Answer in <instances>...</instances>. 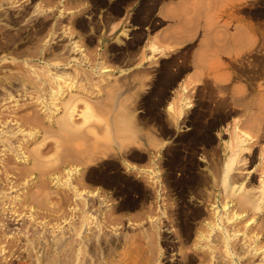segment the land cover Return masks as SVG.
I'll return each instance as SVG.
<instances>
[{
  "label": "rangeland",
  "instance_id": "rangeland-1",
  "mask_svg": "<svg viewBox=\"0 0 264 264\" xmlns=\"http://www.w3.org/2000/svg\"><path fill=\"white\" fill-rule=\"evenodd\" d=\"M143 1L113 0L109 11H121L124 7L129 11L126 20L120 26L123 28L117 34L116 31L110 35L114 41L112 44L103 43L102 50H98L97 47L98 53H90L84 40V33L80 31V28L85 26V20L81 14V0H38L37 2L41 3L36 7L33 6L23 23L24 26H30V21L34 18L38 19L37 57L35 58L34 49H31V45H29V39L27 49L22 54L0 55V74L5 76H0V87L3 90L10 89V91L0 90V264H22L24 261V264H35L32 255L30 258L28 251L24 250L28 246V242L23 238L22 240L16 238L13 234L14 231L20 229L21 225L27 226L32 231L39 230L37 236H54L57 239L64 237L63 235L68 236L70 221H74L77 227L80 226L82 220L81 202L77 203L78 210H76L75 216L73 218L70 216L69 206L71 202L73 204L74 202L72 193L66 186L68 168L76 169L77 166L78 172L80 170L81 173L84 172V184L76 180L77 175L72 177V183L76 185L77 189L87 193L85 191L92 188L93 191H98L101 194L99 195L106 199L100 206V208L102 207L100 211L95 210L98 206L96 200L93 202L94 208L90 209L100 218L99 248L102 250V259L96 257L95 251L98 244L95 243L94 246V242H96L94 235L98 229L94 228L92 220L87 223L88 233L86 235L89 239L87 238V243L83 246L87 257L96 264L100 262V264H201L196 257L192 256L193 250L197 246L195 245L194 229L198 225L196 221L201 219L196 215L197 212L202 210L206 204L210 205L209 198L212 196L210 203L216 201L221 206V203L227 200L231 205H234L233 207H236L235 203H237V208L239 207L237 196H235L236 199L232 193H229L228 196L221 181L218 182L221 163H224V159L235 155V163L231 170L233 174H236V179L234 178L235 181L230 182L232 186L239 185L238 181L256 186L258 178L264 175L262 173L264 172V150H262L264 149V62L260 64L263 70L262 75L256 76L255 81L252 80L254 77L249 78L244 73V70L256 65L253 62L255 57L259 56L264 60V22L256 21L260 17H264V12L263 15L251 12L254 9H264V0H231L232 15L225 23L230 28L229 32H233V34L239 29L238 26L242 27L240 31H243V36L239 40H234V43L242 48L239 54L241 57L239 55L230 57L229 53H225L229 61H224L222 64H192L194 73L187 77L191 78V85H188L186 96L191 97L193 106L184 114V119H178V121L173 119L174 122L168 118L165 107L170 101V95H173L171 96L172 100L181 83L178 86L175 84L177 82L175 80L167 83L164 73L158 68L157 56L170 55L169 60L171 61L179 59V57L186 59L191 45L180 48L168 45V47H164L159 44L156 36L150 37L153 40L148 44H143L138 31L143 24H146L149 14L148 8L144 10L141 7ZM147 1L145 2L148 7ZM240 2L244 3V10H233V5ZM138 3H141L140 7H137ZM155 3L157 0L150 2L152 17L147 25H151V29H155L159 23L158 14L153 15ZM204 19L206 24L214 29L215 45L218 49L216 52L220 55L224 54L218 47L221 44L218 38L223 30L224 18L215 15L206 16ZM202 20L203 18L200 17L201 22H203ZM123 30H126V34L122 33ZM102 32L103 30H101ZM245 33L248 35V40L244 36ZM250 39L251 41H249ZM72 41L79 43L82 49L72 51L71 44L69 45ZM203 43L202 41L201 44ZM150 44L155 45V51L150 50ZM205 46L202 45L200 48L205 49ZM109 48L110 51L114 50L118 56L136 55V61L139 59L137 62L148 60L146 63L151 65L147 67L149 71L145 72L148 73V77H146L144 85L139 87V92L130 94L128 92L127 87L132 86L135 80L130 84L126 79L122 82L113 77L111 66L106 63ZM204 49H201L199 54H202ZM80 53L83 54L80 55ZM84 54L86 56H83ZM193 54L196 53L192 52ZM72 58H77L79 62L82 61V68L85 71L88 69L91 71L88 70L86 73L79 71L78 73L77 66H73V62L66 64ZM219 59L222 61V58ZM45 63H49L54 68L51 69L54 72L62 71L64 66L65 73H69L61 83L65 90L64 95H51L52 89H55L56 86L49 75L50 72L44 67ZM55 63H59L60 67H54ZM102 66L108 69V73L103 76L98 70V72L93 70L102 68ZM198 72L199 74L201 72V78L206 84L194 82L198 78L196 77ZM213 75L219 78L221 76L224 78L226 75L229 77L223 80H226L225 83L228 84L225 93L222 89L216 91L210 87L209 82ZM176 80H178L177 75ZM192 80L194 81L192 82ZM166 83L170 86L165 90L163 86ZM172 88H176V90L171 93ZM68 91L75 93L71 106L76 107V114H74L77 122L80 121V116L77 114L85 110L86 103L92 109L93 115L89 122L76 130H72L68 123H56V118L64 117L66 108L71 103L70 100L66 101ZM7 92H11L12 95L9 99L6 95ZM238 95L245 96L243 100L239 99L243 104L239 100L237 101ZM223 97L228 102H230L229 99L236 102L232 105V108L235 107L233 108L235 112H231V116L223 117L222 115L223 110L229 107L221 104L220 100ZM144 107L145 110H142ZM125 109L135 110L136 124L140 128L138 133L133 134V130L125 123ZM120 111L122 112L120 113ZM242 122L245 123L244 127L241 125ZM107 124L110 125L109 128ZM149 125L153 131L155 130V135L164 147L155 148L149 145L147 138L150 130ZM232 125L233 127L238 125L243 133L249 134L247 137L252 138H248L252 143L246 145L245 153H238L235 148L227 149L225 152L222 147L224 142L231 140ZM3 131H6V134H1ZM217 131L218 136L215 134ZM128 142L130 145L126 146L129 149L126 154L121 155V148L125 146V143L129 144ZM13 145H16L15 147L18 149L16 153L13 151L17 155L12 153ZM21 153L25 157H22ZM150 157L154 160L157 159L158 163L155 168L161 172L160 181L163 183L164 190L160 189L155 192V187L153 188L147 183L146 173L149 169ZM147 161V167L138 168V166L145 165ZM129 167L134 169L130 170ZM208 169H210L209 173ZM214 169L215 171H213ZM218 170L220 171L218 172ZM216 172H218L219 179L215 176ZM212 178L214 181L210 183ZM85 186H88V189ZM168 204L174 205L176 209L173 225L166 224V221L162 219V210ZM247 205L244 204V207ZM237 208L235 211L240 210L237 213H245L247 219L255 217L258 222L260 221L258 223L260 228L258 225L255 226L257 229L254 227L249 233L250 235L253 232L255 234L264 233L263 227L261 228L264 216L261 219L259 214L253 215L250 210L241 212V209ZM150 217L158 218V221H161L158 231L151 227ZM3 221L9 224L8 228L5 226L1 228ZM187 225L191 227L190 232H188ZM9 231L12 233H8ZM262 235L264 238V234ZM111 236L115 237L112 243H110ZM263 238L260 239L262 244ZM108 241L109 243H107ZM200 244L198 245L201 246ZM216 244L219 245L218 240ZM3 247L7 251H2ZM64 248L66 249V247L61 249L64 250ZM58 249V255L66 252L64 250L65 252L62 253ZM217 250L211 251L209 255L199 250V252L194 251V254H199L202 259L205 258L203 261H208V263L210 259H214L218 261L216 264H228V261L223 258L221 249ZM6 253L9 254V257ZM11 253L13 256H17L11 257ZM55 253L49 254L42 264H55V257H58ZM124 253L125 258L121 259ZM185 254L186 256H184ZM241 259L243 260L244 256ZM256 259L258 258L246 259L240 264H255Z\"/></svg>",
  "mask_w": 264,
  "mask_h": 264
},
{
  "label": "bare ground",
  "instance_id": "bare-ground-1",
  "mask_svg": "<svg viewBox=\"0 0 264 264\" xmlns=\"http://www.w3.org/2000/svg\"><path fill=\"white\" fill-rule=\"evenodd\" d=\"M128 6V5H127ZM224 31V30H223ZM227 31V29H226ZM239 31V29L237 30ZM240 32V31H239ZM238 32V33H239ZM65 33V31H64ZM123 34H126V30H123L122 31ZM68 34V33H67ZM66 34V35H67ZM223 34V33H222ZM237 35V33H235ZM228 35V34H227ZM226 36V35H224ZM234 36V34H233ZM241 36V35H240ZM247 36V35H246ZM235 37H238V36H235ZM222 38V37H221ZM224 38V37H223ZM227 38V37H225ZM222 39H220L221 41ZM231 40V39H230ZM251 41V39L249 40ZM253 42V40H252ZM155 43V42H154ZM234 44V40L232 42ZM71 44V45H70ZM69 46L70 49L72 51H78V50H81L82 47L79 45V43H76V42H73L72 43H69ZM236 45V44H235ZM36 47V46H35ZM150 50L153 52L156 50V47L154 44H150ZM231 48V47H230ZM231 50V49H230ZM221 51V50H220ZM242 51V48L241 46H237V48L233 47V51L231 53H229L230 57L232 56H238L240 54V52ZM70 52V51H69ZM82 52V51H81ZM224 52V51H223ZM84 53V52H83ZM82 53V54H83ZM80 53V55H82ZM218 55V54H217ZM83 56H86L85 54ZM240 56V55H239ZM219 57L218 56V59L216 60V63L215 64H222V62L219 60ZM241 57V56H240ZM79 58V57H78ZM80 58L82 59V57L80 56ZM79 58V60H80ZM85 58V57H84ZM236 58V57H235ZM86 59V58H85ZM83 60V59H82ZM88 61V60H87ZM69 62H73V66H77V71L79 73V71L81 72H84L86 73L87 71H85V69L82 68V61H78L77 58H72L70 61H67L66 64H69ZM221 62V63H220ZM64 63V62H63ZM86 63V62H84ZM83 63V64H84ZM46 65L44 67H46L48 69V72L49 75L51 76V78L53 79L54 81V84H55V89H52L51 91V95H54V94H58V95H64L65 94V90H63V86L61 83H63L64 79H66L68 76L67 73H65V67L63 66V70L58 72L54 70L52 71L51 69L53 67H51V65L49 63H45ZM65 64V63H64ZM65 66H68V65H65ZM71 66V65H70ZM54 67H60V64L59 63H55L54 64ZM68 68V67H67ZM72 68V67H71ZM85 68V67H84ZM186 68V65H181L180 66V71H184ZM217 68V67H215ZM214 68V69H215ZM54 69V68H53ZM83 69V70H82ZM28 70V69H27ZM56 70H58L56 68ZM95 70V72L98 70L99 73L101 74V76L105 75V73H108V69L104 66H102V68H97V69H93ZM200 70V69H199ZM52 71V72H51ZM91 71V70H89ZM97 71V72H98ZM138 72V71H137ZM216 72V71H215ZM37 73V72H36ZM89 74V73H88ZM96 74V73H94ZM138 74V73H137ZM141 74V72L139 73ZM143 74V73H142ZM147 74V73H146ZM86 75V74H85ZM148 75V74H147ZM146 75V76H147ZM200 77H199V76ZM100 76V77H101ZM145 75H142L141 77H143ZM145 76V77H146ZM184 76V74H183ZM210 76V75H209ZM144 77V79H145ZM196 77H198L195 81L192 80V82H197V83H201L203 85V83H205L203 81V79L201 78V72L199 74L196 75ZM218 76L216 75H213L211 77V81L209 82V85L211 88L213 89H216V91L219 89H222L224 90L223 92L225 93V90L227 89L228 87V84H226V80L223 81L224 79H228L229 77L226 75L224 78H217ZM6 79V78H5ZM103 79V77H102ZM107 79V78H106ZM138 79V78H137ZM194 79V78H193ZM104 80V79H103ZM135 82H136V79L134 78ZM139 80V79H138ZM142 80V79H140ZM139 80V81H140ZM190 80V81H189ZM106 81V80H105ZM120 81V80H119ZM138 81V82H139ZM186 82L184 83H181V85H179V88L177 89V92L175 94L174 97H172V100H171V97H170V101H168L165 109H166V114L168 116V118L171 120L173 119H176L178 121V119H184V114L187 113V110H189L192 106H193V102L191 100V97H187L186 93L188 91V85L190 84L191 82V78L190 79H186L184 80ZM108 82V81H107ZM105 82V83H107ZM123 82V81H122ZM121 82V83H122ZM131 82V81H130ZM112 83V82H111ZM110 83V84H111ZM206 84V83H205ZM140 87L142 85H144L141 81L139 83ZM191 85V84H190ZM104 86V85H103ZM69 87V86H68ZM71 87V86H70ZM130 89V88H129ZM193 89V88H192ZM230 89V87H229ZM241 89H243V87H241ZM221 90V91H222ZM83 92V90H82ZM68 95V98L66 101H71V103L69 104V106L66 108V111H65V115L64 117L61 116L59 118H56V123H61V124H70V126L72 127V130H76V128H81L82 126H84L86 123L89 122V119H91V116L93 115L92 114V109L90 107V105L88 103L85 104V110H83L82 112L78 113L77 115L80 116L79 119L80 121H76L77 119L75 118V114H76V107L75 106H71L72 104V100L75 98V93H72V91H68L66 93ZM6 95L8 96V99L12 97L11 95V92H7ZM246 95V94H245ZM173 96V95H172ZM229 96V95H228ZM239 96V95H238ZM245 97V96H244ZM244 97H237V101L241 98L243 100ZM5 99V98H4ZM235 99V98H234ZM230 102H228L226 100V98L223 97V99L220 100L221 104L222 105H227L229 106L228 108H225L223 110V117L227 116V115H230L231 116V112H235V110H233V107L232 108V105L235 104L234 103V100L232 101L231 99H229ZM64 101V100H63ZM99 101V100H98ZM87 102H88V99H87ZM167 102V100H166ZM165 102V103H166ZM230 104H228V103ZM239 102L241 103V101L239 100ZM244 102V101H243ZM61 103V102H60ZM90 103V102H89ZM232 103V104H231ZM243 104V103H241ZM245 105V104H244ZM132 107V106H131ZM246 107V106H245ZM244 107V108H245ZM133 108L134 105H133ZM242 110V109H241ZM122 111H120L121 113ZM75 113V114H74ZM124 113V112H123ZM1 114V113H0ZM124 121L125 123H127V126L130 127L132 130H133V134H135L137 131H139L140 128L137 127L138 124L137 123V118H136V113H135V110L134 109H125V113H124ZM235 116V115H234ZM233 116V117H234ZM176 117V118H175ZM179 117V118H178ZM232 117V119H233ZM113 120L114 117H112ZM167 118V119H168ZM76 119V120H75ZM168 119V121H169ZM231 120V119H230ZM235 120V119H234ZM233 120V121H234ZM31 121V120H30ZM76 121V122H75ZM176 121V122H177ZM34 122V121H33ZM174 122V120H173ZM180 123V122H179ZM178 123V124H179ZM37 124V123H35ZM174 124V123H172ZM239 124V123H238ZM245 123L242 122V127H244ZM240 125V124H239ZM240 125V126H241ZM140 126V125H139ZM107 127L109 128L110 125L107 124ZM116 127V125H115ZM225 127V126H224ZM233 127V125H232ZM231 127V128H232ZM178 128V127H177ZM179 128H180V125H179ZM116 129V128H115ZM149 130V129H148ZM244 130V129H243ZM247 130V129H246ZM2 131V130H1ZM115 131V130H114ZM155 131V130H154ZM152 127L150 128V130L148 131L149 134H148V140H149V145L151 147H164L163 146V143H161L160 139H158V137L155 135ZM224 131V130H223ZM232 132L230 133L231 134V140L230 142H224L222 147H224V150L225 152H227V149L229 150H233L234 148L236 149V152L238 153H242L246 152L247 150V146H248V143H252V142H249V139H252L250 137H247L248 135H246V133L242 132L240 127L237 125H235L233 127V129L231 130ZM245 131V130H244ZM146 131V133H148ZM6 134V131H3L1 132V134ZM82 133V132H81ZM138 133V132H137ZM145 133V134H146ZM217 134H219L217 132ZM116 135V134H115ZM147 135V134H146ZM218 136V135H217ZM137 137V136H136ZM249 138V139H248ZM92 139V138H91ZM137 139V138H136ZM12 142V141H11ZM105 142V141H104ZM127 142V141H126ZM160 142V143H159ZM107 143V142H106ZM129 143V142H128ZM103 145V143H102ZM125 145V146H124ZM122 144V147L121 148V155H124L126 154L127 150L129 149L128 146L126 145H130L125 143V144ZM247 145V146H246ZM250 145V144H249ZM16 146V145H15ZM13 149L12 147V153H14L13 151H16L18 152V149L15 147ZM19 146V145H18ZM17 146V147H18ZM107 146V145H106ZM109 146V145H108ZM107 146V147H108ZM110 147V146H109ZM128 147V148H127ZM10 148V147H9ZM111 148V147H110ZM226 148V149H225ZM154 149V148H153ZM7 150V149H6ZM120 150V149H119ZM159 150V149H158ZM264 150V149H262ZM22 152V151H21ZM46 152V151H45ZM149 152V151H148ZM244 152V153H245ZM264 152V151H263ZM14 153V154H15ZM23 153V152H22ZM22 153L20 155H22ZM10 154V153H9ZM226 154V153H225ZM229 154V153H228ZM17 155V154H15ZM148 156H151V155H148ZM213 156V155H212ZM20 157V156H19ZM22 157H25L22 155ZM125 158V157H124ZM202 160L205 161L204 158L201 157ZM18 160V158H17ZM25 161V159H23ZM222 160V159H221ZM19 161V160H18ZM22 161V162H24ZM156 160H154V158H151L150 157V165L148 166V171L146 173V177H147V183L151 186V187H155L154 191L157 192L159 191L160 189L161 190H164V186H163V183L162 181H160V176H161V172L156 169V164L158 162H156ZM213 161V160H212ZM223 161V160H222ZM21 162V161H20ZM206 162V161H205ZM221 163V162H220ZM235 163V155L234 156H231L229 157L228 159H224V163L222 162L221 163V173L219 174L220 175V180H216L218 182L221 181V184H222V187L224 189L225 192L228 193V196H229V193H232L234 194V198L236 199L235 196H237V200H239L238 202V208H237V203L236 204V207H233L234 205L230 204L229 201L226 200V202H222L221 206L218 205V203L215 202H211V198L210 199V202L208 204V202H206L205 204L208 205V206H204L202 208V210L198 211L197 212V216L198 217H201V221H196L198 223V225H196L195 229H194V238L196 239V243L195 245H197L194 250H193V255L194 257H196L199 261V263L201 264H216L218 263V261H215L214 259H210L209 260V263L208 261H203L204 259H202V257L199 255V254H194V251H204L206 254L208 253V255L210 254V252H215L218 251L217 249H221V252H223V258L226 259L228 262V264H240L241 262L243 263L244 260H251L252 258L254 259V257L258 258L256 259V263L255 264H264V242L262 244V242L260 243V239L261 237L263 238V235L261 236V234H264L263 232L261 234H258V233H252V235H250L249 233L251 232L252 229H254V227L258 225V220L255 219V217H252V218H249L247 219V215H245V213H237L239 211H235V208L237 209H241V212H245L246 210H250L251 213H253V215H261V219L263 218L262 216H264V175L263 176H260L258 178V183L256 184V186H250V184L248 185L247 182H245L244 184V181H238L239 182V185L237 186H232L230 185V182H233L235 181L234 178L236 176V174H233L232 173V167H233V164ZM244 163V162H243ZM127 164L129 165V163L127 162ZM215 165V164H214ZM126 166V165H125ZM220 166V165H219ZM30 167V166H29ZM1 168V167H0ZM130 168V167H129ZM214 168V166H213ZM212 168V169H213ZM215 168H217V166H215ZM219 168V167H218ZM24 169V168H23ZM26 169H29V168H26ZM76 169H77V166H76ZM76 169L74 168H68V170L66 171L67 173V179H66V186H68L69 190L71 191L72 193V199H73V202L74 204L71 202L70 204V216L71 218H73L75 216V213H76V210H78L77 206L79 202L82 203V207H81V215H82V220H81V224L80 226H76L74 221H70L69 223H71L70 225V232L68 234L67 237H65V235H63L64 237L60 238V239H57L55 238L54 236L52 237H46L45 235H41V236H37L36 234L39 232L38 231H32L30 228H27V226L25 225H21L20 229H18V231H14L13 234L16 238L22 240L25 239V241H27V247L24 248V250L28 251V256H30L31 258V255L33 257V261L35 262V264H42V262H44L46 259H47V256H49V254H52L53 252L55 254L58 255V252H57V249L58 248H63V247H66V249L64 248V250H66V252L63 250V249H58V251H62L65 252L61 255H58V257L54 255L55 257V264H84V263H88V264H93L95 262H91V259H89L86 255V252L84 251L83 249V246L84 244L87 243V240L89 239L88 236L86 235L87 232V223H89L90 220H92L94 223L93 226L94 228L96 227L98 229V231L95 233L94 237H95V240L96 242H94V246H95V243H97V247H96V253H97V256L99 259H102L101 257V249L99 248V244H100V238H101V234H100V218L97 217L96 213H92V208H94L93 206V202L96 200L97 202V208L95 209L96 211H100V206H102L103 202L106 200L105 198H102L100 195V193H98V191H92L90 192L89 191H85L87 193H84L83 190H79L77 189L76 185L74 183H72V177L77 175L76 177V180L78 181H81L82 184H84L83 182H85V176H84V172H78ZM78 169H79V166H78ZM134 168H130V170H132ZM36 170V168H35ZM208 173L210 172V169H208ZM263 170V169H261ZM207 171V170H206ZM215 171V169L213 170ZM220 170H218L219 172ZM16 172V171H15ZM141 172V171H140ZM218 172H216L214 175L216 177H218ZM19 173V172H18ZM138 173V171H137ZM213 173V172H212ZM264 173V172H262ZM16 174V173H15ZM20 174V173H19ZM261 174V173H260ZM17 175V174H16ZM211 177V175H210ZM215 177V178H216ZM207 178V177H206ZM214 178V179H215ZM217 179V178H216ZM219 179V177H218ZM236 179V178H235ZM208 180V179H207ZM214 181L213 178L212 180L210 181V183ZM214 184V183H213ZM219 185V184H218ZM84 186V185H83ZM250 186V187H248ZM86 188L88 186H85ZM79 188V187H78ZM205 188V187H204ZM88 189V188H87ZM207 189V188H206ZM210 189V187H209ZM205 191V190H203ZM223 191V190H222ZM162 192V191H161ZM202 192V191H201ZM210 192V191H209ZM163 193V192H162ZM168 193V192H167ZM221 193V191H220ZM100 194V195H99ZM158 194V193H157ZM160 194V193H159ZM208 194V193H207ZM223 194V193H222ZM214 195V194H213ZM156 195L154 194V197ZM167 196V195H166ZM174 196V195H173ZM206 196V195H204ZM209 196V194H208ZM217 196V195H216ZM222 196V195H221ZM71 197V196H70ZM160 197H161V194H160ZM207 197V196H206ZM219 198V197H218ZM216 198V199H218ZM222 199V197H220ZM226 198V197H225ZM215 199V197H214ZM61 200V199H60ZM208 200V199H207ZM229 200V199H228ZM220 201V200H219ZM200 203H202L201 201H199ZM232 203V202H231ZM263 203V204H262ZM244 204H249L247 206L244 207ZM95 205V204H94ZM263 205V206H262ZM151 206V205H150ZM203 206V205H202ZM60 208V207H59ZM248 208V209H247ZM155 210V209H154ZM175 206L174 205H169L167 207L164 208V210H162V214H163V220L166 221V224H172L175 222V217H174V214H176V211H175ZM19 212V211H18ZM262 212V213H261ZM68 215V213H67ZM252 215V216H253ZM154 216V214H153ZM250 216V215H249ZM18 217V216H17ZM251 217V216H250ZM260 217V216H259ZM159 219L158 218H154V217H150L149 218V223L151 225V227L155 230V231H158L160 229V225L161 224V221H158ZM264 220V219H263ZM262 220V221H263ZM5 221V220H4ZM4 221L1 223V228L2 226H5L6 228L9 227V224L8 223H4ZM34 221V220H33ZM66 221V220H65ZM69 221V220H68ZM194 221V220H193ZM192 221V222H193ZM261 221V228L263 227V230H264V222L262 223ZM91 225V224H89ZM43 227V226H42ZM187 229H188V232H190V229L191 227L189 225L186 226ZM255 227V228H256ZM259 227V225H258ZM91 228V227H89ZM102 228V227H101ZM260 228V227H259ZM258 228V229H259ZM40 229V228H39ZM257 229V228H256ZM86 230V232H85ZM90 230V229H89ZM167 230V229H166ZM261 229V231H263ZM178 232V231H177ZM175 232V233H177ZM8 233H12V231H9ZM53 233V232H52ZM59 233V232H58ZM151 233V232H150ZM158 233V232H157ZM168 233V232H167ZM90 234V233H89ZM51 235V234H50ZM53 235V234H52ZM153 235V234H152ZM9 236V235H8ZM18 236V237H17ZM154 236V235H153ZM14 237V238H15ZM88 238V239H87ZM152 238V237H151ZM115 239L114 236H111V239H110V243L113 242V240ZM194 240V239H193ZM218 240V244H216V241ZM264 240V238H263ZM261 240V241H263ZM109 243V241L107 242ZM201 243V244H200ZM16 244V243H15ZM198 244H200L201 246H199ZM7 246H12V245H7ZM5 246V247H7ZM41 246V247H40ZM220 246V247H219ZM19 247V246H18ZM14 248V247H13ZM12 248V249H13ZM36 248H38V250H36ZM42 248V249H41ZM57 248V249H56ZM171 248V247H170ZM56 249V251H55ZM204 249V250H203ZM3 250H6V248H2V251ZM95 250V249H93ZM7 251V250H6ZM26 251H25V254H26ZM192 251V250H191ZM198 251V252H199ZM9 252V251H8ZM11 252V251H10ZM13 252V250H12ZM17 252V251H16ZM15 252V253H16ZM40 252V253H39ZM94 252V253H95ZM14 253V252H13ZM13 253H11V257L13 256ZM61 253V252H60ZM92 254V256L94 257V255L96 254ZM5 254V252H4ZM9 257V254L6 253ZM19 254V253H18ZM99 254V255H98ZM17 255L13 256V257H16ZM46 256V257H45ZM125 253L122 254L121 256V259L125 258ZM186 256V254L184 255ZM242 256H244V259L242 260ZM53 257V258H54ZM26 258L29 259L28 261H30V258L27 257L26 255ZM49 258V257H48ZM97 258V259H98ZM213 258V257H211ZM8 259V258H7ZM26 259V260H27ZM11 260V259H9ZM24 260V259H23ZM94 260V258H93ZM207 260V259H206ZM258 260V261H257ZM27 261V262H28ZM32 261V260H31ZM96 261V259H95ZM98 262H100L99 260H97ZM25 262V261H24ZM24 262L22 264H24ZM97 262V263H98ZM255 262V261H254ZM30 263V262H29ZM101 263V262H100ZM98 263V264H100ZM28 264V263H27ZM34 264V263H32ZM96 264V263H95ZM222 264V263H221ZM249 264V263H248ZM251 264V263H250Z\"/></svg>",
  "mask_w": 264,
  "mask_h": 264
},
{
  "label": "crops",
  "instance_id": "crops-1",
  "mask_svg": "<svg viewBox=\"0 0 264 264\" xmlns=\"http://www.w3.org/2000/svg\"><path fill=\"white\" fill-rule=\"evenodd\" d=\"M112 1L113 0H81V14L84 17L85 26L84 28L81 27L80 31L84 33V40L88 45L87 47L90 53H98L97 47L98 50H102V47L104 46L103 43H107L108 45L112 44L114 41L110 35L116 31L117 34L119 30L123 28H120V26L126 20V15L129 13V11L125 7L122 8L121 11H109L112 6ZM145 1L146 0L143 1L142 5L141 3L137 4V7H140L141 5L144 10L145 8H148L149 10L146 24H143L141 29L138 31V34H141V41H143V44H148V42L153 40L150 37L156 36L158 38L159 44L163 45L164 47L170 46L180 48L189 44L191 45L190 52L188 53L186 59L184 57H179V59L177 58L178 60L175 59L171 61L169 60L170 55L161 54L157 56L158 68L160 71H162V73H164V78L166 79L167 83L175 80L177 81L175 84L178 86V84L184 82V80L189 77L188 75L194 73L192 66L194 63L215 64L218 56H220L219 58H222V61L219 59L222 63H224V61H229L227 60L225 53H231L233 51V47L237 48V46H239L235 45V43L233 44L232 42L233 40H239L243 36V31H240L242 30V27L238 26L240 32L238 33L236 30L234 33H237V35L234 34L233 36V32H229L230 28L225 23L228 22V18H230L232 15L231 0H157V3H155L154 6L153 15L156 13L158 14L159 23L155 29H151V25H147L152 17V13L150 12L151 0L147 1L149 4L148 7ZM70 4H72L71 1ZM243 5L244 3L242 2L234 4L233 10L242 11L244 10ZM215 15L224 18V25H222L224 31L222 30L223 34L221 33L220 37L218 38L222 39L221 44L218 46L219 50H221L220 52L224 53L221 55L216 52L218 49H216L215 45L216 36L214 34V29L209 27L206 24V20L204 19L206 16ZM200 17L203 18V22L200 21ZM101 30H103L102 33ZM246 35L247 33H245L244 36L248 40V35ZM201 40L204 42L203 44H201ZM202 45H206L205 49L200 48ZM201 49H204L205 51L202 54H199ZM192 52L196 54L192 55ZM137 61L136 55L118 56L115 54L114 50L110 51L109 48V54L106 58V63L111 66L113 77H116L120 81L126 79L129 82L134 81V78L136 79V82L134 81L132 86L127 87L129 94L139 90L140 81L145 83L144 81H146V77H148V73L146 74L145 72L149 71L147 67L151 66L146 63L148 60H143L142 62ZM183 64L186 65V68L184 71H180V66ZM140 72L141 74H139ZM142 75L147 76L141 77ZM176 75L178 80H176ZM137 78L142 80L139 81ZM167 83L163 86L165 90L166 87L170 86V84ZM175 90L176 88H172L171 93ZM171 96L172 94L170 97ZM159 106L161 105L159 104ZM142 110H145V107ZM148 128H151L150 125ZM217 132L215 133L216 136ZM147 165L148 161L145 165L138 166V168H145Z\"/></svg>",
  "mask_w": 264,
  "mask_h": 264
},
{
  "label": "flooded vegetation",
  "instance_id": "flooded-vegetation-1",
  "mask_svg": "<svg viewBox=\"0 0 264 264\" xmlns=\"http://www.w3.org/2000/svg\"><path fill=\"white\" fill-rule=\"evenodd\" d=\"M38 0H0V55L22 54L27 49L28 39L30 40L31 49H34L35 58L38 52V19L30 21V26H24V18L35 5L39 4ZM253 14L259 15L264 9H254ZM26 13V14H24ZM256 21L263 23L264 17H260ZM36 46V47H35ZM53 51V50H52ZM256 65L250 66V69L244 70V73L250 77L262 75V64L264 60L261 57H255L253 61ZM248 67V66H247ZM246 67V68H247ZM6 75V74H5ZM1 77H5L0 74ZM8 76V75H6ZM1 91H10V89ZM198 264V263H197Z\"/></svg>",
  "mask_w": 264,
  "mask_h": 264
}]
</instances>
